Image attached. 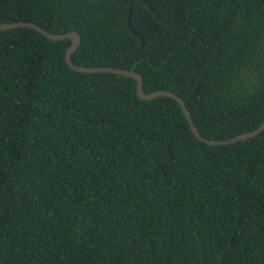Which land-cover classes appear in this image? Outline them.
Returning <instances> with one entry per match:
<instances>
[{"label":"trees","instance_id":"1","mask_svg":"<svg viewBox=\"0 0 264 264\" xmlns=\"http://www.w3.org/2000/svg\"><path fill=\"white\" fill-rule=\"evenodd\" d=\"M19 21L204 139L264 119V0H0ZM70 45L0 31V264H264V131L206 146Z\"/></svg>","mask_w":264,"mask_h":264},{"label":"water","instance_id":"2","mask_svg":"<svg viewBox=\"0 0 264 264\" xmlns=\"http://www.w3.org/2000/svg\"><path fill=\"white\" fill-rule=\"evenodd\" d=\"M150 11H151V9H150ZM131 12H132V8H130V10H129V17H128V22H127L128 27L134 34H136L140 38V44H143L144 40H143L142 36L140 34L136 33V31H134L132 29ZM161 21H163V20H161ZM24 27L34 29L37 32L41 33L46 38L51 39L53 41H62V40H67V39L70 40L71 45L66 51L65 60H66V63L68 64V66L70 67V69L73 71L80 72V73H86V74H94V75L104 73V74H111V75H116V76H121V77H125L128 79H132L136 82V85H137V97H138V99H140L142 101H152V100L157 99V98H165V99H170V100L174 101L178 105V107L180 108L182 115L185 118V120L189 126V130L192 133V135L194 136V138L206 146H210V147L229 146V145H232L236 142H244L246 140L253 139L257 135H259L260 133H262L264 131V119H263L261 125L257 129H255L251 132H248V133L238 135L235 138H232V139H229L226 141H212V140L204 139L200 136V134L198 133V131L194 127L193 122H192L191 117H190V114L186 110V107L180 98H178L175 94L170 93V92H166V91H157V92H153L150 94H146L144 91L143 78L138 73H136L134 70L127 71V70L108 68V67H104V68L83 67V66H78V65L74 64L72 61V55L76 52V50L79 48V46L81 44V37L77 32L72 31V32H67V33H63V34H54V33H51L49 31L43 29L41 26H39L35 23L23 22V21L12 22V23H1L0 24V31H6L9 29L24 28Z\"/></svg>","mask_w":264,"mask_h":264}]
</instances>
